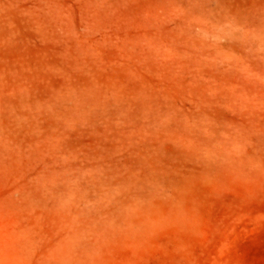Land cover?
Returning a JSON list of instances; mask_svg holds the SVG:
<instances>
[{
  "label": "rangeland",
  "instance_id": "obj_1",
  "mask_svg": "<svg viewBox=\"0 0 264 264\" xmlns=\"http://www.w3.org/2000/svg\"><path fill=\"white\" fill-rule=\"evenodd\" d=\"M0 264H264V0H0Z\"/></svg>",
  "mask_w": 264,
  "mask_h": 264
},
{
  "label": "bare ground",
  "instance_id": "obj_2",
  "mask_svg": "<svg viewBox=\"0 0 264 264\" xmlns=\"http://www.w3.org/2000/svg\"><path fill=\"white\" fill-rule=\"evenodd\" d=\"M234 149V148H233Z\"/></svg>",
  "mask_w": 264,
  "mask_h": 264
}]
</instances>
